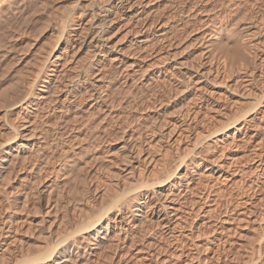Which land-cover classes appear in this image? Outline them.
Returning <instances> with one entry per match:
<instances>
[{"label": "rangeland", "instance_id": "1", "mask_svg": "<svg viewBox=\"0 0 264 264\" xmlns=\"http://www.w3.org/2000/svg\"><path fill=\"white\" fill-rule=\"evenodd\" d=\"M148 5L150 46L143 49L141 23L120 4L110 10L109 0H0V264H264V101L243 122L227 119L228 107L248 110L257 98L241 79L247 70L264 89V21L247 48L224 47L234 63L229 75L217 74L208 58L209 84L182 89L217 29L256 19L264 0ZM108 13L118 16L109 46L120 49L96 52L87 39ZM160 27L174 38L171 49L158 50ZM165 50L172 61L160 67ZM197 93L221 108L200 109ZM151 123L155 159L164 166L157 178L173 171L169 184L146 191L152 208L167 205L165 227L140 205L137 190L126 194L121 146ZM144 224L154 228L143 237Z\"/></svg>", "mask_w": 264, "mask_h": 264}, {"label": "bare ground", "instance_id": "2", "mask_svg": "<svg viewBox=\"0 0 264 264\" xmlns=\"http://www.w3.org/2000/svg\"><path fill=\"white\" fill-rule=\"evenodd\" d=\"M109 4H110V10H112L113 9V7H114V5H118V4H120V6L122 5V7L123 8H125V9H123V10H127L126 11V13L128 12V16H133V17H135L136 18V21L138 20L140 23H141V27L139 28V30H138V42H141V43H143V45L144 46H142L143 47V49L146 47L147 48V46H150L148 43H146L150 38V34H151V32H149L148 30H150V29H148L147 30V28L145 27V24H144V15L146 14V10H147V7L149 6L148 4H150V0H109ZM191 8H195V7H191ZM108 9V10H109ZM192 9V10H193ZM191 10V11H192ZM113 11V10H112ZM219 11V10H218ZM223 11V10H222ZM235 13V12H234ZM245 13V12H244ZM170 14V13H169ZM240 14H242V15H240V16H244V17H246V20H247V16H251L250 14L249 15H246L245 16V14H243V13H240ZM113 14L112 13H108L107 14V18L105 19V21H103V22H99V23H95V27L97 28V30L93 33V35H91V37L89 38V39H87V43H88V45L89 46H91V47H94V49L95 48H97V49H99V50H106V52H115V51H117L118 49H120L118 46H116V48H115V45H114V47L112 48V46H109L110 44H111V42H112V39H111V35H110V32H109V29L115 24V20L117 19V17L118 16H112ZM174 15V14H173ZM233 15V14H232ZM240 16H238V17H240ZM255 16H256V14H255ZM146 17V16H145ZM236 18L235 20H236V22H237V19L240 21V18ZM158 18V17H157ZM172 18H174V16H171V17H168V19L169 20H167V21H169V23H170V21L172 22ZM242 19H241V21L240 22H242V21H246L245 20V18H243V17H241ZM251 19H249L248 18V20L245 22V23H243L242 25H240L239 27H237V28H234V29H226V28H224V26H220L218 29H217V31L216 30H214V31H216V37L214 38V39H211V40H209L208 39V41H207V47H206V49L204 50L205 51V53L203 52V50H202V53L199 55V56H201V57H197V66L196 65H194L193 63V65H194V68H197L198 67V69H192V71L190 72V73H188L187 74V72L185 71L184 72V74L186 75L187 74V78L185 79H183V82H182V80H181V82L184 84L183 86V88L182 89H184V91L185 90H187V89H192V88H196V89H199V88H201L202 86H203V88L205 87L204 85H208L209 84V80L210 79H208V78H210L209 76H208V72L207 71H205L204 69H203V65H205V64H207L206 63V59H208L209 58V60H210V64H216L217 66H215L216 67V69H215V71L217 72V74H218V72L220 73V71L221 70H223V71H228V75H229V72L231 73V71L234 69L233 68V66H234V63H233V59H232V57H231V54L230 55H228V53L227 52H225V48L227 47L226 45L227 44H229L228 46H230V43H233V44H237L238 45V47H239V50H242V49H244V48H247L248 47V44L249 43H251L252 42V40H254L255 38H256V36L258 35V34H262L263 33V30H258V29H256V27L258 26L257 25V23L260 21V22H262V21H264V14H261V15H259L256 19H254L253 20V18H254V15H253V18H252V16L250 17ZM244 19V20H243ZM178 20V19H177ZM228 20V19H227ZM262 20V21H261ZM185 22V21H184ZM165 23H167L166 24V26L165 27H170L171 26V24H168V22H165ZM224 23V22H223ZM239 23V22H238ZM235 24V23H234ZM237 24V23H236ZM221 25V24H220ZM239 25V24H238ZM237 25V26H238ZM230 26V25H229ZM231 26H233V24L231 25ZM263 26V25H262ZM94 27V28H95ZM165 27H160V30H163L160 34H158L157 35V40H158V42H159V44H160V49H158V47H157V49L158 50H161L162 51V48H170L171 49V47L173 46H175V45H173L174 44V38L172 37V35H171V37H170V33H169V36H168V33L166 32V29L167 28H165ZM235 27H236V25H235ZM159 28V27H158ZM231 28V27H230ZM258 28V27H257ZM168 29H170V28H168ZM174 29V28H173ZM168 31V30H167ZM209 35V34H208ZM260 36V35H259ZM137 37V36H136ZM202 38H204V36L202 37ZM258 41V40H257ZM263 41H264V38H263ZM262 41V42H263ZM155 43V42H154ZM202 42H200V44H201ZM151 44V43H150ZM158 44V43H157ZM199 44V43H198ZM204 44H205V42H204ZM253 44H255V43H253ZM151 46H152V44H151ZM158 46V45H157ZM226 46V47H225ZM251 46V45H250ZM225 47V48H224ZM237 47V46H236ZM256 47V46H255ZM149 48H151V47H149ZM113 49V50H112ZM152 49H153V46H152ZM228 49V48H227ZM237 49V48H236ZM260 49H261V47H260ZM96 50V49H95ZM112 50V51H111ZM264 50V49H263ZM142 51V50H141ZM156 51V50H155ZM161 51H159V52H161ZM233 51V50H232ZM252 51V50H251ZM256 51V50H255ZM96 52H97V50H96ZM99 52V51H98ZM105 52V53H106ZM242 52V51H241ZM258 52V51H257ZM122 53V52H121ZM144 53V52H143ZM148 53V52H147ZM154 53V52H153ZM157 53H158V51H157ZM162 54H161V56L159 57V58H161V60H162V62H160V59H159V64H160V67H162L161 66V63H164L165 64V62L166 61H172L171 59H172V53H171V50L169 51V50H165V51H163V52H161ZM203 53H204V55L206 54V56H203ZM231 53V52H230ZM112 55H113V53H111ZM117 54H119L118 52H117ZM155 54V53H154ZM259 54V53H258ZM115 55H116V53H115ZM132 55V54H131ZM156 55V54H155ZM159 55V54H158ZM195 55H196V53H195ZM253 55H255V53L253 54ZM134 56H135V54H134ZM133 56V57H134ZM203 57V58H202ZM114 58V57H113ZM115 58H116V56H115ZM118 58V57H117ZM144 58V57H143ZM196 58V57H195ZM255 58V57H254ZM264 58V57H263ZM124 59V58H123ZM140 59V58H139ZM142 59V58H141ZM193 59V58H192ZM206 60V61H205ZM208 60V61H209ZM260 60V59H259ZM125 61V60H124ZM137 61V60H136ZM158 61V60H157ZM174 61V60H173ZM182 61V60H181ZM180 61V62H181ZM235 61V60H234ZM261 61V60H260ZM259 61V62H260ZM144 62V61H143ZM179 62V63H180ZM186 62V61H185ZM258 62V63H259ZM167 63V62H166ZM182 63V62H181ZM168 64V63H167ZM166 64V65H167ZM183 64V63H182ZM181 64V65H182ZM196 64V63H195ZM209 64V65H210ZM264 64V63H263ZM152 65V64H151ZM184 65V64H183ZM220 65H222V67H223V69L222 68H220L221 66ZM247 65V64H246ZM245 65V66H246ZM254 65V64H253ZM127 66V65H126ZM135 66H139V62H135ZM176 66H178L177 65V63L176 64H172L171 65V67L170 68H172V72H173V70H176L177 71V67ZM210 66H212V65H210ZM257 66V65H256ZM261 66H262V64H261ZM141 67V66H140ZM189 67V66H188ZM200 67H202L201 69H199ZM126 68V67H125ZM185 68V67H184ZM207 68V67H206ZM209 68V67H208ZM255 69H256V67H254ZM262 68V67H261ZM139 69V68H138ZM140 69H142V68H140ZM145 69H148V68H145ZM145 69H142V70H140L139 72H140V74H139V77H144V76H146L148 73L146 72L147 70H145ZM181 69V68H180ZM210 70H211V68H209ZM245 69H248V68H245ZM250 69V68H249ZM207 70V69H206ZM259 70V69H258ZM264 70V69H263ZM131 71V70H130ZM171 71V70H170ZM169 71V72H170ZM184 71V70H183ZM209 71V70H208ZM243 71V70H242ZM252 70L250 69V71H248L247 70V72H246V74H244V76L243 77H241V79L242 78H245L244 79V83H246L245 85H247V86H250V92L252 91V93H254V97L256 98V99H254L253 100V102H250V105H249V107H248V110H243V109H240V107L241 106H239L238 105V107H236V108H231V107H233V106H230V107H228L227 109H229V113L227 112V114H228V121L229 120H231L230 122L232 123H240V122H243V121H245V119H247V116H248V114H249V112H251L250 110H253V109H255L259 104L261 105V101H262V103H263V101H264V89L263 90H260V88H259V90L257 91V82H255V79H254V76H252V72H251ZM170 72L169 74H171L172 76H173V74L175 73V72ZM181 72V71H180ZM215 72V73H216ZM234 72V71H233ZM261 72H264V71H260V73ZM131 73V72H130ZM152 73V72H151ZM183 73V72H182ZM222 73V72H221ZM243 73V72H242ZM214 74V73H213ZM225 74H227V73H225ZM141 75V76H140ZM168 75V74H167ZM247 75V76H246ZM148 76V75H147ZM146 76V77H147ZM170 76V75H169ZM212 76H214V75H212ZM163 77H165V76H163ZM233 77H235V76H233ZM183 78V77H182ZM232 78V77H231ZM100 79V78H99ZM99 79L98 78H96L95 77V80H97V82L99 81ZM173 81V80H172ZM78 82V81H77ZM211 82V81H210ZM147 83V82H146ZM179 84V83H178ZM236 84V83H235ZM237 84H238V82H237ZM239 85V84H238ZM244 85V84H243ZM263 86V85H262ZM46 90H45V92L46 93H49V88L50 87H48L47 85H46ZM73 87V86H72ZM236 87V86H235ZM241 87V86H240ZM202 88V89H203ZM237 88V87H236ZM181 89V90H182ZM201 89V90H202ZM249 89V88H248ZM200 90V89H199ZM244 90V89H243ZM17 91V90H16ZM211 93L213 94V96L215 95V92H217V91H215L214 90V87H211ZM238 91H239V89H238ZM189 92V91H188ZM182 93V92H181ZM252 93H249L248 95H250V94H252ZM198 94V93H197ZM207 94V93H206ZM247 94V93H246ZM245 94V95H246ZM255 94H256V96H255ZM211 95V94H210ZM48 96V95H47ZM194 96V95H193ZM198 96V97H197ZM212 96V97H213ZM216 96V95H215ZM243 96V95H242ZM247 96V95H246ZM250 96H252V95H250ZM23 97V96H22ZM197 99H198V105H199V108L200 109H207V108H211V109H214V108H216V110H218L217 108H221V106L220 105H217V103L215 104L213 101H211V99L209 98L210 96H205V95H201L200 93L198 94V95H196L195 96ZM211 97V98H212ZM221 97H222V95H221ZM245 97V96H244ZM24 98V97H23ZM190 98V97H189ZM252 98V97H251ZM100 99V98H99ZM101 99H102V97H101ZM190 99H192V98H190ZM194 99V98H193ZM246 99V98H245ZM248 99V98H247ZM253 99V98H252ZM17 100V99H16ZM23 100V99H22ZM21 99L20 100H18V101H16V103L17 102H21L22 101ZM25 100V99H24ZM102 100H104V99H102ZM156 100V99H155ZM218 100V99H217ZM193 101V100H192ZM195 101V100H194ZM248 101V100H247ZM151 102V101H150ZM149 102V103H150ZM196 102V101H195ZM236 102V101H235ZM242 102V101H241ZM246 102V101H245ZM12 103V102H11ZM157 103V102H156ZM224 103V102H223ZM228 103V102H227ZM231 104H232V102H230ZM239 103V102H238ZM226 104V103H225ZM155 105V104H154ZM190 105V104H189ZM234 105V104H233ZM242 105V104H241ZM148 107H149V105H148ZM150 107H151V105H150ZM225 107V106H224ZM199 109V110H200ZM224 109V108H223ZM208 110V109H207ZM215 110V109H214ZM78 111V110H77ZM201 111V110H200ZM90 112V111H89ZM95 112V111H94ZM197 111H195V113H196ZM224 112V111H223ZM52 113V112H51ZM186 114V113H185ZM197 114V113H196ZM196 114H194V116L196 115ZM225 114V113H224ZM262 115V114H261ZM77 116V115H76ZM89 116H91V115H88V117ZM225 116H226V114H225ZM71 117V116H70ZM224 117V116H223ZM227 117V116H226ZM74 119H76V118H74ZM100 119V118H99ZM102 119V118H101ZM126 120V119H125ZM175 122V121H174ZM95 123V122H94ZM152 124V123H151ZM89 125V124H88ZM145 125V127L143 128V130L142 131H140V132H138L137 133V135H135V134H131V133H129V134H127L128 136H127V138H126V142H127V140H131V144L132 145H130V144H128V143H123V145L121 146V149L123 148L124 150V153L123 154H125L124 156H126V163L128 164V170L126 169V171H128L127 173H125L126 174V176L127 175H129L128 177L131 179V180H128L129 182H128V191H127V195H128V197L129 196H131L130 194H134V193H132L133 191H135V190H137L138 191V195H139V201H140V205L142 206H149V208H152L153 206H154V203H153V205H148L150 202V197H149V195H148V193L146 192V191H148L149 189H153V187H157V186H161V185H167V184H169V182H170V178L173 176V171H169L168 172V174H166L165 175V177H163V178H160V176L157 178V171L158 170H160V169H163V165H161V163H157V161H156V159H155V154L156 153H158L157 151V143H158V139H157V127H156V125H154V124H152V125H146V124H144ZM176 124H174V126H175ZM173 126V127H174ZM177 126V125H176ZM81 128V127H80ZM92 128V127H91ZM138 128V127H137ZM137 130V129H136ZM125 131V130H124ZM135 131V130H134ZM15 132V131H14ZM171 132V131H170ZM19 135V132L16 130V132H15V134L12 136V138H10L11 140H14L17 136ZM78 136V135H77ZM158 140V141H157ZM134 141V142H133ZM81 143V142H80ZM160 146V145H159ZM71 148V147H70ZM160 148V147H159ZM160 150V149H159ZM126 151V152H125ZM64 153V152H63ZM68 153H69V151H68ZM67 153V154H68ZM115 153H116V151H115ZM119 153V152H118ZM168 154V153H167ZM166 155V154H165ZM76 157V156H75ZM159 159V158H158ZM123 161V160H122ZM160 161V160H159ZM68 163V162H67ZM71 163V162H70ZM153 163H155L154 164V167H153V169L149 172L147 169H146V166L147 165H152ZM166 163V162H165ZM134 164V165H133ZM130 166V167H129ZM163 166V167H162ZM149 168V167H148ZM165 169V168H164ZM145 170H146V172H145ZM172 170V169H171ZM161 171V170H160ZM168 171V170H167ZM115 175V174H114ZM159 175V174H158ZM162 175V174H161ZM125 187H126V185H125ZM155 193V192H154ZM165 195L163 196L164 197V199L163 200H167L168 198H170L171 197V195L169 194V193H164ZM125 195V194H124ZM136 195V194H135ZM170 195V196H169ZM173 197V196H172ZM177 197V196H176ZM175 197V198H176ZM150 199V200H149ZM173 199H174V197H173ZM169 200V199H168ZM165 203V202H164ZM163 203V201L162 202H160L159 204L160 205H157L156 206V208H152V214L153 215H155L156 216V218H158L159 220H160V222L158 221V224H160V225H162V226H166L167 225V221L169 220L168 219V212H166L167 210V205H165ZM56 204V203H55ZM55 207V206H54ZM49 208V207H48ZM51 208V207H50ZM138 208H140V207H138ZM102 217H99V218H97L96 220L97 221H95L94 223H92V225L90 226L92 229L93 228H95V226L98 224V222L100 221V219H101ZM157 219V220H158ZM141 223V222H140ZM147 223V222H146ZM149 224V223H148ZM157 225V224H156ZM143 226V225H142ZM150 226H146L145 224H144V226L142 227V229H140V232H138L140 235H143V237H144V235H145V231L146 230H148V229H150V230H152L153 228H154V226H151L150 228H149ZM153 227V228H152ZM85 228V227H84ZM152 228V229H151ZM80 230V229H79ZM81 230H83V229H81ZM139 230V229H138ZM141 231H143V232H141ZM147 232V231H146ZM148 232H149V230H148ZM138 233H137V235L136 236H138V237H140V235H138ZM127 236V235H126ZM129 236V235H128ZM134 236L135 235H133V238H134ZM137 237V238H138ZM134 239H136V237L134 238ZM142 239V238H141ZM133 240V239H132ZM124 241V240H123ZM127 242H129V241H127ZM134 242H135V240H134ZM149 242V241H148ZM132 243V242H131ZM154 244V242L152 243V245H151V241L149 242V245H151L152 247L153 246H155V245H153ZM124 245V244H123ZM150 246V247H151ZM149 247V246H148ZM150 248H148V250H149ZM147 250V251H148ZM151 251H149L148 253H150ZM62 257H64V255H62ZM61 257V258H62ZM65 258V257H64ZM42 259H44V258H42Z\"/></svg>", "mask_w": 264, "mask_h": 264}]
</instances>
